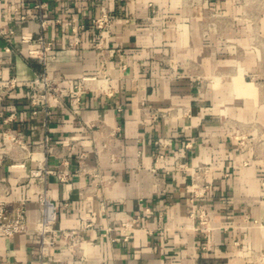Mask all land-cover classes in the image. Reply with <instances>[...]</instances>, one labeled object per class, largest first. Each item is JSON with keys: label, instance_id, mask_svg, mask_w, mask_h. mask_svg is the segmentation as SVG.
<instances>
[{"label": "crops", "instance_id": "crops-1", "mask_svg": "<svg viewBox=\"0 0 264 264\" xmlns=\"http://www.w3.org/2000/svg\"><path fill=\"white\" fill-rule=\"evenodd\" d=\"M12 1L0 0V25L13 30L0 33V78H17L6 92L0 83V203L10 211L24 200L28 229L0 233V264H244V247L264 248L255 169L241 163L244 151L194 73L197 63L209 77L212 55L197 19L182 11L205 3L40 0L49 19L43 33L54 37L47 74L64 88L43 110L31 79L44 64L21 39L39 31L38 0H24L22 19L11 17ZM102 5L111 19L97 25ZM7 130L27 148L3 136ZM45 133L64 144L52 153L36 147ZM38 155L52 172L30 174ZM63 157L66 181L56 174ZM40 194L60 202L56 225L84 238L73 247L58 238L50 259L39 256L33 228ZM130 214L139 217L123 230L120 219Z\"/></svg>", "mask_w": 264, "mask_h": 264}, {"label": "rangeland", "instance_id": "rangeland-1", "mask_svg": "<svg viewBox=\"0 0 264 264\" xmlns=\"http://www.w3.org/2000/svg\"><path fill=\"white\" fill-rule=\"evenodd\" d=\"M177 1L205 3L199 10L182 11L197 19L212 55L214 71L209 77L193 63L197 84L217 102L213 108L218 121L244 151L241 163L253 166L264 196V0ZM253 221L263 225L258 218ZM243 253L244 264H264V248L246 246Z\"/></svg>", "mask_w": 264, "mask_h": 264}, {"label": "built area", "instance_id": "built-area-1", "mask_svg": "<svg viewBox=\"0 0 264 264\" xmlns=\"http://www.w3.org/2000/svg\"><path fill=\"white\" fill-rule=\"evenodd\" d=\"M24 5V0H14L8 3V6L12 8L13 13L11 17L13 19H22L26 17V14L21 11ZM34 7L37 8L36 19L39 24V31L35 34L31 33H23L21 34V39L24 41H29L33 43V46L29 48V52L35 54L39 57L43 64L44 70L36 73L32 79L31 83L34 88V96L32 101L35 103H39L40 108L46 110V108L51 104V101L57 97H59L64 90V88L59 87L54 84L52 79L47 74V63L50 59L55 56L54 48H53V36H46L43 33V29L46 28L49 19L44 15L43 8H45L46 3L43 1H36L33 4ZM111 19V15L109 14L108 9L102 5L100 7V13L95 17V21L97 25H102L108 22ZM12 28H5L0 25V33L4 34L6 32H12ZM5 48L9 50V46L5 45ZM103 64V62H101ZM88 78V76H84L83 78ZM17 82V78L14 76L8 77L6 79L0 78V83L3 85V91L6 92L12 86H14ZM77 91L80 89L81 83L77 82ZM76 99H79V93L76 92ZM36 112L37 109H34ZM2 135L9 138L13 144L19 145L21 148H27L26 141L20 137L15 131L7 130L3 131ZM69 139L66 144H69L71 141ZM64 144L61 141L52 140L49 134L45 133L43 139L36 145V147H41L44 151L52 153L57 144ZM163 155L160 154V157ZM35 160L37 162V166L30 169V174L32 176L42 175L44 173L52 172L51 168H48L46 165L44 156H35ZM178 161V160H177ZM176 161V162H177ZM179 162V161H178ZM62 166L59 165L56 174L61 181L67 180V164L68 158L63 157L60 161ZM23 164V163H22ZM181 165V163L179 162ZM203 171H208V167H201ZM98 173H94L93 176H97ZM206 187H209L208 183H204L201 191H204ZM39 200L42 204L41 215L34 223V230L36 233L40 235V243H39V256L46 257V259L53 258L52 248L55 245V242L58 238H62L65 241V244L68 247H73V245L80 243L84 240V238L77 232L76 229L59 227L56 225L57 220V212L60 205V202L55 199L47 198L44 195H39ZM88 215L86 216V220L88 224H92L94 222V214L95 211L88 207ZM139 215H128L127 217H123L120 219V224L123 226V230L127 228H132L137 221ZM28 229L27 224V214H26V204L24 200H21L13 210H8L3 203H0V233H3L5 236H11L18 232H23ZM107 231L105 230L104 233ZM127 232L122 233V238L126 239L128 237ZM115 239V237H112ZM42 264H44V259L41 260Z\"/></svg>", "mask_w": 264, "mask_h": 264}]
</instances>
